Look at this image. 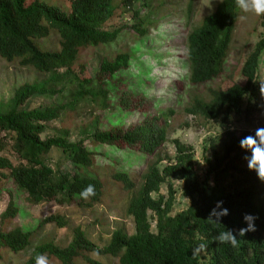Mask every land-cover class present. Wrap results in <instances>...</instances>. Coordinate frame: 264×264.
Masks as SVG:
<instances>
[{
  "label": "trees",
  "instance_id": "obj_1",
  "mask_svg": "<svg viewBox=\"0 0 264 264\" xmlns=\"http://www.w3.org/2000/svg\"><path fill=\"white\" fill-rule=\"evenodd\" d=\"M133 1L137 0H125L120 6L121 12L129 13ZM142 1L146 3L147 0ZM115 11L114 0H67V10L53 6L48 0H0V60L48 75L41 83L18 87L7 103V110L0 108L2 140L8 141L18 160L13 164L2 154L4 147L0 144V180L9 178L16 191L25 195L29 205L52 203L87 210L101 199L100 180L84 174L93 166L92 152L84 141L71 142L69 128L42 139L46 124L75 111L79 102L94 100L104 111L118 104L117 110L136 113L144 119L128 128L116 126L109 131L95 130L91 137L101 147L154 159V153L166 140L165 120L149 117L147 110L152 101L145 99V94L139 95L137 86L140 84L132 83L128 54H117L113 59L104 56L94 78L86 64L79 62L82 51L103 48L118 39L120 28L105 29ZM241 13L236 0H221L189 34L187 63L192 86L210 84L224 73ZM137 16L135 12L134 17ZM260 28V39L241 67V82L226 89L209 90L207 101L194 99L185 109L188 115L205 122L222 118L226 122L232 114H262L259 91L264 80L259 68L264 65V16L260 17ZM133 29L140 35L145 34L136 26ZM51 38L57 41L58 51L38 46ZM69 87H75L73 101L69 104L44 110L23 109L33 97L58 96ZM251 134L254 133L244 131L237 135L228 130L220 141L212 142L210 155L202 157L206 167L203 181L195 169L194 148L175 140L174 162L159 170L160 160L152 161L140 175L139 190L131 195L127 214L134 221L133 235L122 229L115 230L108 245L98 248L84 229L76 227L66 247L52 241L42 242L21 264H34L33 257L37 253L46 254L59 264H74L79 259L86 264H102L89 258V254L110 256L117 259L118 264H264V181L247 169L244 154L238 147L239 140ZM53 149L61 150L68 159L74 168L72 174L55 171L47 164L46 157ZM113 177L133 192L134 183L130 177L125 174ZM174 182L182 183V196L190 199L191 204L173 216ZM89 184L95 186L96 195L88 200L80 199L77 194ZM164 184L167 185L166 197L159 195ZM217 201H223L222 207L229 210V214L221 218V224L207 220ZM19 213L11 198L2 218L11 221ZM246 213L257 218L255 231L238 238L236 247L213 243L215 235L224 228L237 232L245 227L243 216ZM150 219L155 221V232L151 230ZM51 224L59 229L67 226L62 216L53 215L42 220L37 230ZM33 232L20 227L0 230V250L13 254L26 251L32 246ZM200 242L208 244L207 251L202 259H193L191 249Z\"/></svg>",
  "mask_w": 264,
  "mask_h": 264
},
{
  "label": "rangeland",
  "instance_id": "obj_2",
  "mask_svg": "<svg viewBox=\"0 0 264 264\" xmlns=\"http://www.w3.org/2000/svg\"><path fill=\"white\" fill-rule=\"evenodd\" d=\"M53 6L67 10V0H48ZM125 0H114L115 15L106 24V30L120 28L122 31L118 39L99 49H86L82 51L79 62L85 63L87 71L92 78L99 68L100 60L106 56L113 59L117 54H128L131 60L133 84L138 85L139 95L145 94L150 103L147 110L149 117H158L165 120L166 140L150 156L130 151H111L99 146L93 139L95 130L109 131L116 126L128 128L140 123L143 117L139 114L124 113L116 107L102 110L94 100H86L76 104L73 112L58 121L46 124V131L42 139L58 135L62 128H69L70 141L83 140L91 150L93 166L84 174L97 177L102 183V196L92 209H77L76 207H60L52 203L32 206L25 202V195L18 193L9 178L0 180V230L10 231L20 227L34 231L32 246L19 254L0 250V264H21L32 254L33 248L47 241L66 247L72 240L73 229L81 227L89 240L98 248L108 245L112 233L122 229L128 235L135 233L134 221L127 214V207L132 194H135L142 180L140 175L146 171V166L152 161L160 160L159 170L174 162L175 148L173 142L179 140L185 145L192 146L195 153V169L199 179L203 181L205 165L202 157L210 155V144L220 141L228 130L240 135L244 131L255 132L264 127V84L259 91L262 103V114H249L248 116L230 115L226 122L222 119L214 122H205L202 119L188 115L186 108L194 99L209 100V90L226 89L230 85L241 82L240 70L246 57L253 51L260 39V17L252 13H241L235 31L233 32L229 57L225 71L219 79L204 86H192L189 83V65L187 63V38L202 20L208 16L221 0H142L133 1L129 13H122L121 4ZM138 16L135 18L134 13ZM241 17H244L241 19ZM133 26L141 29L145 34L137 33ZM44 50L58 51L59 46L54 38L38 44ZM264 59V56H262ZM261 78L264 80V65L259 68ZM48 75L35 73L23 69L16 64L7 65L0 60V108L7 110V103L13 92L24 84L41 83ZM135 85V86H136ZM75 87H69L62 94L54 97L36 96L29 99L23 109L44 110L69 104L73 101ZM143 92V93H142ZM245 109V108H244ZM137 112V111H136ZM139 113V112H138ZM247 117V120H246ZM222 129V130H221ZM0 144L4 150L2 154L17 164L16 155L11 150L8 141L2 140ZM47 164L55 171L63 174H72L74 168L61 150L53 149L46 157ZM115 174H125L134 183L133 192L113 180ZM175 203L172 215L186 210L191 201L182 196V183L174 182ZM135 190V191H134ZM159 195L167 196V185H162ZM156 198V195H153ZM13 199L20 211L11 221H5L2 214L5 212L10 199ZM53 215L62 216L67 226L59 229L54 225H45L37 230V225ZM151 217V214H149ZM151 230L155 232V221L150 219ZM89 258L102 264H118L117 259L110 256L89 254ZM49 264H59L49 259ZM74 264H86L81 259Z\"/></svg>",
  "mask_w": 264,
  "mask_h": 264
},
{
  "label": "clouds",
  "instance_id": "obj_3",
  "mask_svg": "<svg viewBox=\"0 0 264 264\" xmlns=\"http://www.w3.org/2000/svg\"><path fill=\"white\" fill-rule=\"evenodd\" d=\"M236 6L243 13H252L256 16H264V0H236ZM244 17H241L243 19ZM222 130V129H221ZM238 147L243 152V159L246 162L248 170L253 171L260 181H264V127H259L254 134L244 136L239 140ZM82 200H88L96 195L95 186L89 184L78 194ZM223 201H217L215 206L209 211L207 220L213 223L221 224V218L229 214L227 208H223ZM257 218L252 214H244L243 221L245 227H241L237 232L224 228V231L218 232L213 238V243L230 247H236L238 238L244 237L247 232L255 231V220ZM208 244L200 242L191 249V258H203V254L207 251ZM34 264H49V258L46 254L37 253L33 257Z\"/></svg>",
  "mask_w": 264,
  "mask_h": 264
}]
</instances>
